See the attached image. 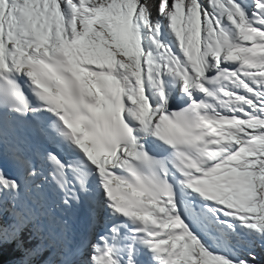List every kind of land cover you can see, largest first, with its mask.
Listing matches in <instances>:
<instances>
[{"label":"snow or ice","instance_id":"snow-or-ice-1","mask_svg":"<svg viewBox=\"0 0 264 264\" xmlns=\"http://www.w3.org/2000/svg\"><path fill=\"white\" fill-rule=\"evenodd\" d=\"M0 156L16 264H257L264 0H0Z\"/></svg>","mask_w":264,"mask_h":264},{"label":"trees","instance_id":"trees-1","mask_svg":"<svg viewBox=\"0 0 264 264\" xmlns=\"http://www.w3.org/2000/svg\"><path fill=\"white\" fill-rule=\"evenodd\" d=\"M38 241L33 240L31 243H37ZM253 254L257 258V264H264V246L259 245L253 250ZM20 253L15 250V245H5L3 251L0 252V264H16L20 258ZM48 256V253H45V257Z\"/></svg>","mask_w":264,"mask_h":264},{"label":"bare ground","instance_id":"bare-ground-1","mask_svg":"<svg viewBox=\"0 0 264 264\" xmlns=\"http://www.w3.org/2000/svg\"><path fill=\"white\" fill-rule=\"evenodd\" d=\"M89 235H92V233H89L87 235H84V238H87Z\"/></svg>","mask_w":264,"mask_h":264}]
</instances>
